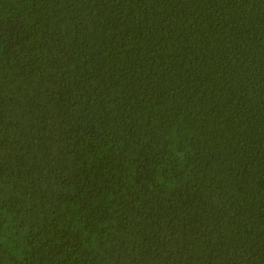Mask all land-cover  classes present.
Masks as SVG:
<instances>
[{
	"label": "trees",
	"instance_id": "obj_1",
	"mask_svg": "<svg viewBox=\"0 0 264 264\" xmlns=\"http://www.w3.org/2000/svg\"><path fill=\"white\" fill-rule=\"evenodd\" d=\"M0 264H264V0H0Z\"/></svg>",
	"mask_w": 264,
	"mask_h": 264
}]
</instances>
